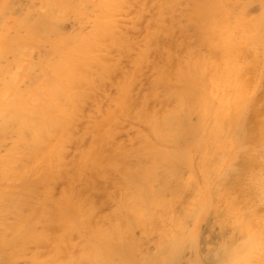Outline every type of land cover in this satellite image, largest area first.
Masks as SVG:
<instances>
[{"label":"rangeland","instance_id":"374dc122","mask_svg":"<svg viewBox=\"0 0 264 264\" xmlns=\"http://www.w3.org/2000/svg\"><path fill=\"white\" fill-rule=\"evenodd\" d=\"M17 2L0 0V47L46 40L92 61L63 85L71 164L38 183L51 216L149 210L187 243L214 240L211 264L238 243L264 262V0ZM100 137L97 164L74 167Z\"/></svg>","mask_w":264,"mask_h":264},{"label":"bare ground","instance_id":"6f19581e","mask_svg":"<svg viewBox=\"0 0 264 264\" xmlns=\"http://www.w3.org/2000/svg\"><path fill=\"white\" fill-rule=\"evenodd\" d=\"M41 2L18 0L15 9ZM78 57L46 40L19 51L0 47V264H211L203 256L212 254L214 240L203 235L198 244L187 243L189 230L154 223L149 210L97 216L74 207L51 216V190L38 183L61 178L71 164L62 152L72 117L59 112L61 97L73 92L63 85L92 63ZM102 142L109 138L80 151L74 167L84 170L92 158L96 165ZM243 250L227 244V258L215 264H246Z\"/></svg>","mask_w":264,"mask_h":264}]
</instances>
